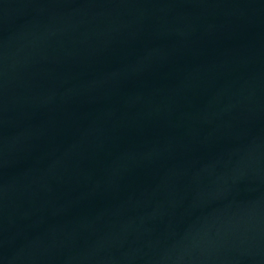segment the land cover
Instances as JSON below:
<instances>
[{
	"label": "water",
	"instance_id": "obj_1",
	"mask_svg": "<svg viewBox=\"0 0 264 264\" xmlns=\"http://www.w3.org/2000/svg\"><path fill=\"white\" fill-rule=\"evenodd\" d=\"M0 264H264V0H0Z\"/></svg>",
	"mask_w": 264,
	"mask_h": 264
}]
</instances>
